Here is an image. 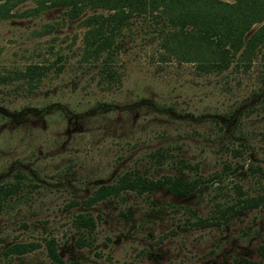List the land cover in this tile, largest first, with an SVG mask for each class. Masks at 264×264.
<instances>
[{
  "label": "rangeland",
  "instance_id": "1",
  "mask_svg": "<svg viewBox=\"0 0 264 264\" xmlns=\"http://www.w3.org/2000/svg\"><path fill=\"white\" fill-rule=\"evenodd\" d=\"M93 10L106 12L69 16L64 6L21 0L0 16V184L19 181L0 211V264H264V199L219 224L189 222L240 190L263 192L264 45L218 70L161 59L165 25L136 14L115 37V53L92 58L83 36ZM30 64L47 69L28 82L21 72ZM159 148L161 164L151 155ZM125 170L201 174L203 182L185 195L158 186L83 204ZM81 211L95 226L77 245ZM14 242L36 246L3 253Z\"/></svg>",
  "mask_w": 264,
  "mask_h": 264
},
{
  "label": "trees",
  "instance_id": "2",
  "mask_svg": "<svg viewBox=\"0 0 264 264\" xmlns=\"http://www.w3.org/2000/svg\"><path fill=\"white\" fill-rule=\"evenodd\" d=\"M21 0H0V16L9 14V9ZM39 5L64 6L69 16L91 8L105 9L106 12H93L85 16L88 28L84 32V51L88 57L103 55L109 59L116 51L115 37L128 23L131 15L148 14L155 21L165 25L161 33L159 54L161 59L171 56L179 60L196 61L205 69L225 67L238 53L242 60H250L260 45H264V21L244 37L246 30L254 22L264 19V0H37ZM46 66L30 64L22 70L28 82L38 79ZM109 73L112 70L107 69ZM164 149L151 152L155 162L161 164L165 158ZM178 166L188 164L181 158ZM258 178L262 179L263 192L249 195L244 191L241 196L227 205H219L209 217L196 216L189 222L193 225L219 224L238 212L258 206L264 199V168L256 167ZM203 182L201 174L188 176L184 174L162 173L150 177L133 170L119 173L111 182L98 184L82 199L84 205H92L109 196H122V192H149L162 186L172 194L185 195ZM19 189V181L0 184V211L8 197ZM73 225L78 235L77 245L87 243L94 229L95 221L88 211L77 212L73 216ZM36 246L34 242H14L4 248L3 253H24ZM47 253L52 261H60L52 239L46 240ZM257 251L264 259V244L257 246ZM244 264H257L256 261L242 258Z\"/></svg>",
  "mask_w": 264,
  "mask_h": 264
}]
</instances>
